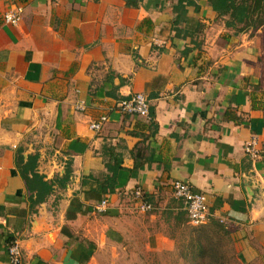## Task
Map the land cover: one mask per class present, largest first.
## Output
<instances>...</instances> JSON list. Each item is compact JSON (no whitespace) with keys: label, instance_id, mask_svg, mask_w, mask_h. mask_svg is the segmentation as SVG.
Here are the masks:
<instances>
[{"label":"crops","instance_id":"1","mask_svg":"<svg viewBox=\"0 0 264 264\" xmlns=\"http://www.w3.org/2000/svg\"><path fill=\"white\" fill-rule=\"evenodd\" d=\"M227 19L207 0H0V264L11 239L20 264H98L129 242L176 257L195 228L223 235L231 264H264V23L234 33ZM136 92L148 117L115 107ZM28 155L49 184L39 202ZM175 179L205 195L207 221H187Z\"/></svg>","mask_w":264,"mask_h":264},{"label":"rangeland","instance_id":"2","mask_svg":"<svg viewBox=\"0 0 264 264\" xmlns=\"http://www.w3.org/2000/svg\"><path fill=\"white\" fill-rule=\"evenodd\" d=\"M261 47L262 53L257 60L258 66L254 75V87L264 98V26L261 31ZM186 231L189 232L187 229ZM209 231L195 228L193 240L189 239V233L187 238L182 234L174 252L176 257L145 250L140 243L129 242L107 247L103 250L98 264H231V259L227 258L229 249L224 236L217 230Z\"/></svg>","mask_w":264,"mask_h":264},{"label":"built area","instance_id":"3","mask_svg":"<svg viewBox=\"0 0 264 264\" xmlns=\"http://www.w3.org/2000/svg\"><path fill=\"white\" fill-rule=\"evenodd\" d=\"M21 8L15 6L4 11L1 15L5 23L16 25L20 19ZM116 109L123 114L139 115L148 117L149 105L145 95L141 92L133 93L128 97L119 99L115 105ZM77 110H83V104L78 101L74 104ZM106 120L104 115L99 116L97 119L90 121L88 127L93 130H99L103 122ZM254 139L251 138L246 144L244 149L248 152L252 151ZM172 196L178 199L181 203L182 209L186 215L187 221L192 225H199L207 221L209 212L206 205L205 195L193 191L191 187L178 179L172 180L170 183ZM132 200L135 203L136 209L140 212H147L151 210V205L147 202L138 187L134 188L132 192ZM105 206V200H100L95 206L94 210L100 212ZM6 253L9 264H20L21 247L17 239H11L6 244Z\"/></svg>","mask_w":264,"mask_h":264},{"label":"trees","instance_id":"4","mask_svg":"<svg viewBox=\"0 0 264 264\" xmlns=\"http://www.w3.org/2000/svg\"><path fill=\"white\" fill-rule=\"evenodd\" d=\"M213 10L219 15H227L226 26L231 27L234 33L246 29H256L264 23V0H207ZM186 2V1H185ZM22 160L21 155L18 157ZM35 156L28 155L21 169V176L27 189L30 191L35 188V202L41 201L49 190V184L37 180L36 174L30 169V175H27L28 166L34 162ZM141 167V164L135 162L134 169ZM31 182L34 183L32 187ZM109 191L113 187L108 188Z\"/></svg>","mask_w":264,"mask_h":264}]
</instances>
